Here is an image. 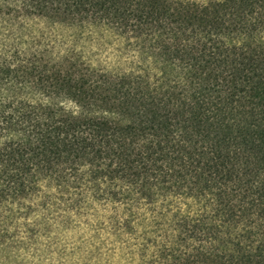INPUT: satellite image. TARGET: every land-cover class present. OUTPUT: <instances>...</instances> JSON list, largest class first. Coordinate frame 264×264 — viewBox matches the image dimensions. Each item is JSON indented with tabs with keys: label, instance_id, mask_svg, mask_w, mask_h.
Here are the masks:
<instances>
[{
	"label": "trees",
	"instance_id": "1",
	"mask_svg": "<svg viewBox=\"0 0 264 264\" xmlns=\"http://www.w3.org/2000/svg\"><path fill=\"white\" fill-rule=\"evenodd\" d=\"M7 17L106 26L163 75L50 59ZM86 198L139 264H264V0H0V245Z\"/></svg>",
	"mask_w": 264,
	"mask_h": 264
},
{
	"label": "rangeland",
	"instance_id": "2",
	"mask_svg": "<svg viewBox=\"0 0 264 264\" xmlns=\"http://www.w3.org/2000/svg\"><path fill=\"white\" fill-rule=\"evenodd\" d=\"M207 3L211 0H191ZM15 30L31 51H40L53 60L69 57L83 66L105 72H134L162 76V67L139 50L129 45L117 32L93 24L69 25L50 22L44 18H10ZM17 20H23L18 22ZM30 98L44 102H57L77 111V105L66 99H53L40 93ZM90 203L89 213L76 225L67 229H52L40 225L35 232L19 230L16 243L0 245V264H139L124 248L112 243L107 230L96 228L94 213L110 212V205ZM41 219V216L37 217Z\"/></svg>",
	"mask_w": 264,
	"mask_h": 264
}]
</instances>
